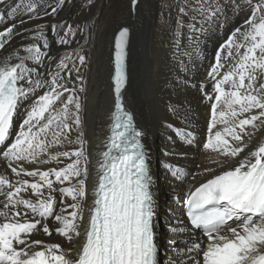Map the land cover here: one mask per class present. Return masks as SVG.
<instances>
[{
	"label": "snow or ice",
	"instance_id": "6c2138e0",
	"mask_svg": "<svg viewBox=\"0 0 264 264\" xmlns=\"http://www.w3.org/2000/svg\"><path fill=\"white\" fill-rule=\"evenodd\" d=\"M65 3L55 0L45 8L38 0L15 6L0 0L5 9L0 11V164L5 167L0 173V264H164L167 254H172L168 264H264V0L243 5L185 0L179 8L173 56L188 58L189 63L178 59L184 73L200 58L206 31L222 28L230 12L248 11L218 46L204 83L191 85L209 102L203 148L215 154L211 163L217 167L203 168L199 175L205 180L189 186L186 194L177 193L187 223L171 225L170 235L177 238L167 247L158 236L160 214L145 134L124 103L129 29L115 36L113 109L106 134L93 146L83 129L79 97L85 91L79 66L87 64V57L81 49L79 66L69 69L70 56L56 63L50 55L54 44L68 45L77 30L66 25L50 44L45 29L55 33L58 24H39L32 34L17 16L22 9L30 21L41 19V13L56 17ZM138 3L130 0L133 11ZM189 12L199 20L193 15L194 22L185 25ZM81 36L87 41L86 34ZM17 39L27 42L16 46ZM51 63L55 70L43 74L41 66ZM176 84L187 88L190 81L184 76ZM25 102L28 107L21 112ZM170 110L176 112L174 106ZM176 134L193 144L192 132L177 129ZM172 175L181 183L187 176L180 168ZM53 235L66 243L53 242Z\"/></svg>",
	"mask_w": 264,
	"mask_h": 264
},
{
	"label": "bare ground",
	"instance_id": "6f19581e",
	"mask_svg": "<svg viewBox=\"0 0 264 264\" xmlns=\"http://www.w3.org/2000/svg\"><path fill=\"white\" fill-rule=\"evenodd\" d=\"M27 2L28 0H9L12 6ZM38 3L47 8V5L54 4L55 0H38ZM155 5L153 0H139L133 11L130 0H110L108 5L99 7L96 4L89 7L82 0H66L56 17L43 16L41 13V19L30 21L28 14L22 9L18 10L17 16L24 19L25 26L33 30L32 34L39 24L49 27L52 24H58L59 27L55 33L49 28L45 29L49 35L50 44L53 39H59L56 33L63 35L66 25H71L77 33H80L82 29V32L87 35V41L80 35L67 46L54 44L50 55L52 60L59 62L61 56V58L68 56L64 55L65 50L73 52L74 56H70L68 60L69 66L74 63L79 66L76 53H81V49H83L81 54L87 57V64L79 66L85 88L83 93H79V97L82 104L83 129L86 138L93 146L106 134L109 114L113 109L114 95L111 78L114 75L115 36L121 28L129 29L126 58L128 81L124 90V103L126 109L133 114L136 127L145 134L142 142L149 152L153 193L160 214L158 236L161 244L167 247L169 239L177 238L175 235H170L171 225L178 224L180 221L186 223L183 216L184 208L177 202V193L186 194L189 186H198L205 180V176L199 175L203 168L217 167L211 163L215 154L203 148V143L207 139L209 102L202 99V94L197 87L191 85L204 83L207 65L212 61L218 46L233 28L243 23L248 10L245 8L239 15L232 13V17L222 28L214 27L206 31L200 37V58L194 65H190V72L184 73L178 67V59L189 63L188 58L173 56L176 27L174 21H166L164 25L159 24V20L154 21ZM0 11H5L3 6H0ZM7 22L6 19L5 23ZM197 26L199 27V24ZM205 27L208 26L205 25ZM183 32L187 34L188 29L184 28ZM181 39L183 45L189 44L186 36H182ZM26 42L23 39H17L16 46ZM12 50L9 49V52ZM3 55L4 53L0 52V57ZM49 63L48 60L45 61L46 65ZM55 67L56 64L51 63L50 67L41 66L40 71L46 75L49 71H54ZM73 75H75L74 72ZM184 76L188 77L190 86L177 87V80ZM170 106H174L176 112L171 111ZM27 107L28 102H25L21 112ZM21 119L20 116L14 118L17 130ZM177 129L192 132L193 144L185 143L176 134ZM177 168L183 169L187 174L183 183L172 175V171ZM3 172L5 167L0 164V173ZM7 172L10 174V170ZM193 176H196L195 181L192 179ZM89 195H91V185H89ZM166 208L171 209V214L166 213ZM38 238L49 241L46 236ZM51 240L66 243L63 238L55 235ZM174 254L181 255L180 252ZM170 255L167 254L164 264H168V261L172 259Z\"/></svg>",
	"mask_w": 264,
	"mask_h": 264
},
{
	"label": "rangeland",
	"instance_id": "374dc122",
	"mask_svg": "<svg viewBox=\"0 0 264 264\" xmlns=\"http://www.w3.org/2000/svg\"><path fill=\"white\" fill-rule=\"evenodd\" d=\"M82 1H84L89 7L93 6L94 4H96L99 7V6H102L104 4L108 5L110 3V0H82ZM153 1L156 4L155 5V17H154L155 19H154V21L159 20V24L164 25V24H166V21L173 20L174 21V26H176L175 29H174V32H176V30H177L176 22H177V19L181 17V14L179 12V8L183 7L185 5V0H153ZM188 2L195 4V0H188ZM208 2L209 3H214L215 0H208ZM221 2H223V0H221ZM245 2H246V0H239V3L242 4V5L245 4ZM253 2L255 3V0H253ZM231 14H232V12L229 13V19L232 17ZM193 15H197V20H199L198 14L193 13V12H189V14L187 16L183 17V21H184L185 25H187L190 22H194V21L191 20V17ZM90 26H89V28H90ZM186 28L187 27H185V29ZM82 31L83 30L81 29V32L77 33L76 37L69 38V40H70L69 44H71L77 37H79L81 35V33H83ZM65 46H67V45H65ZM72 50H75V49H72ZM64 55L74 56L73 52H69V51H66V50L64 52ZM72 67H73V65H70L69 69H72ZM166 213L171 214V209H167ZM173 252L177 253L179 251L173 250ZM170 256L172 257V254Z\"/></svg>",
	"mask_w": 264,
	"mask_h": 264
},
{
	"label": "water",
	"instance_id": "95a60500",
	"mask_svg": "<svg viewBox=\"0 0 264 264\" xmlns=\"http://www.w3.org/2000/svg\"><path fill=\"white\" fill-rule=\"evenodd\" d=\"M123 28H124V27H123ZM121 29H122V28H121ZM121 29H120V30H121ZM118 32H119V31H118ZM118 32L116 33V35L118 34ZM114 41H115V40H114ZM114 51H115V48H114Z\"/></svg>",
	"mask_w": 264,
	"mask_h": 264
}]
</instances>
